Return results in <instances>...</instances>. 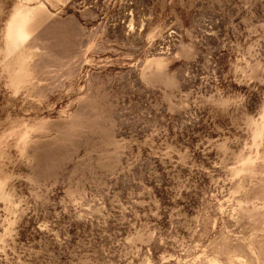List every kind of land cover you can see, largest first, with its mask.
Returning a JSON list of instances; mask_svg holds the SVG:
<instances>
[{
	"label": "rangeland",
	"instance_id": "obj_1",
	"mask_svg": "<svg viewBox=\"0 0 264 264\" xmlns=\"http://www.w3.org/2000/svg\"><path fill=\"white\" fill-rule=\"evenodd\" d=\"M0 264H264V0H0Z\"/></svg>",
	"mask_w": 264,
	"mask_h": 264
}]
</instances>
